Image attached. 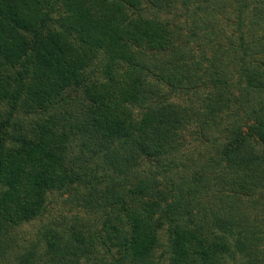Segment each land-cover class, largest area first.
Segmentation results:
<instances>
[{
	"label": "trees",
	"instance_id": "16d2710c",
	"mask_svg": "<svg viewBox=\"0 0 264 264\" xmlns=\"http://www.w3.org/2000/svg\"><path fill=\"white\" fill-rule=\"evenodd\" d=\"M0 264H264V0H0Z\"/></svg>",
	"mask_w": 264,
	"mask_h": 264
}]
</instances>
